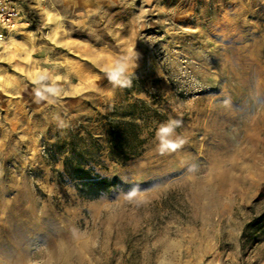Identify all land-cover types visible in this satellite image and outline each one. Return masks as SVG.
I'll return each mask as SVG.
<instances>
[{"label": "rangeland", "instance_id": "374dc122", "mask_svg": "<svg viewBox=\"0 0 264 264\" xmlns=\"http://www.w3.org/2000/svg\"><path fill=\"white\" fill-rule=\"evenodd\" d=\"M28 3L0 26V264H264V0ZM66 158L117 181L83 198Z\"/></svg>", "mask_w": 264, "mask_h": 264}, {"label": "clouds", "instance_id": "9594fccd", "mask_svg": "<svg viewBox=\"0 0 264 264\" xmlns=\"http://www.w3.org/2000/svg\"><path fill=\"white\" fill-rule=\"evenodd\" d=\"M139 54H130L118 57L112 65V70L108 71L107 76L111 83L115 86L125 87L130 84L127 77V70L132 66L131 62L134 58H138ZM59 95V90L50 84L37 87L35 89V99L39 103L41 101H48L55 103V98ZM57 122L58 127H65V122L59 115L53 117ZM182 120H169L167 124L161 125L157 131V136L160 139V151H175L187 143L186 139L178 138L176 140L169 139L174 133L175 129L182 126Z\"/></svg>", "mask_w": 264, "mask_h": 264}, {"label": "trees", "instance_id": "16d2710c", "mask_svg": "<svg viewBox=\"0 0 264 264\" xmlns=\"http://www.w3.org/2000/svg\"><path fill=\"white\" fill-rule=\"evenodd\" d=\"M117 134L115 138L116 147L123 146L129 142L130 135L127 129ZM63 164L64 172L76 183L78 194L83 198H97L101 193L106 192L109 188L114 186L117 181L116 178L109 179L106 177L91 176L90 172L79 164H71L69 158H66ZM246 228H250V224H248ZM258 230L264 232V211L256 222V231Z\"/></svg>", "mask_w": 264, "mask_h": 264}, {"label": "built area", "instance_id": "2783aa9c", "mask_svg": "<svg viewBox=\"0 0 264 264\" xmlns=\"http://www.w3.org/2000/svg\"><path fill=\"white\" fill-rule=\"evenodd\" d=\"M28 2L29 0H0V26L9 31L22 23Z\"/></svg>", "mask_w": 264, "mask_h": 264}, {"label": "bare ground", "instance_id": "6f19581e", "mask_svg": "<svg viewBox=\"0 0 264 264\" xmlns=\"http://www.w3.org/2000/svg\"><path fill=\"white\" fill-rule=\"evenodd\" d=\"M12 30V29H11ZM9 32H10V30H9ZM0 38H2V35H0Z\"/></svg>", "mask_w": 264, "mask_h": 264}]
</instances>
